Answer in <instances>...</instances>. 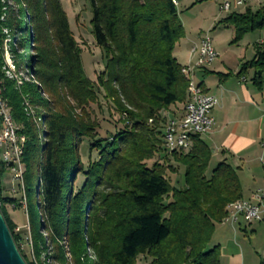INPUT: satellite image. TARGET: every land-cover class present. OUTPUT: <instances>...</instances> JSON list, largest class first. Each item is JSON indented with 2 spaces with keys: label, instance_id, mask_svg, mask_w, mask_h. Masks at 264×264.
<instances>
[{
  "label": "trees",
  "instance_id": "trees-1",
  "mask_svg": "<svg viewBox=\"0 0 264 264\" xmlns=\"http://www.w3.org/2000/svg\"><path fill=\"white\" fill-rule=\"evenodd\" d=\"M173 1L90 0L105 60L94 82L61 0H0L2 97L23 151L33 261L6 209L16 201L5 196L2 160L0 210L27 264H138L141 256L150 264L220 263L210 243L228 205L243 199L242 184L225 162L207 175L212 151L201 136L188 153L165 148L166 113L189 99L175 57L186 33ZM220 23L232 26L238 44L264 30V7L231 12ZM8 36L21 80L3 72ZM249 70L261 90L264 42L239 76ZM101 92L121 116L107 137L90 111ZM86 142L98 152L88 167L80 156ZM176 167L183 169L180 188L168 178Z\"/></svg>",
  "mask_w": 264,
  "mask_h": 264
},
{
  "label": "crops",
  "instance_id": "crops-1",
  "mask_svg": "<svg viewBox=\"0 0 264 264\" xmlns=\"http://www.w3.org/2000/svg\"><path fill=\"white\" fill-rule=\"evenodd\" d=\"M261 7H264V0H260L258 7H253L252 0L244 8H233L232 13H243L247 8L256 11ZM199 42L200 39L196 43L187 34L180 42L184 62L175 57L182 66L194 62L191 49ZM263 42L264 38L254 45L255 55L256 46ZM217 52L218 59L212 66L194 73V80L203 91L219 100L211 112L214 129L201 138L212 151L211 162L215 160L216 166L222 162L231 165L242 184L243 199L253 200L257 191L264 189V79L259 90L253 81V70L239 76L242 65L253 60L255 55L251 60L238 57L240 62L229 67L228 60H223V54ZM183 109L184 106H177L173 114L179 117ZM210 248L219 249V264H261L264 220L250 225L243 220L237 224L222 222L214 232Z\"/></svg>",
  "mask_w": 264,
  "mask_h": 264
},
{
  "label": "rangeland",
  "instance_id": "rangeland-1",
  "mask_svg": "<svg viewBox=\"0 0 264 264\" xmlns=\"http://www.w3.org/2000/svg\"><path fill=\"white\" fill-rule=\"evenodd\" d=\"M61 2L69 18L72 32L82 49V59L86 73L92 81L96 82L98 76L104 70L105 60L104 53L102 49L96 45L92 33L91 21L93 19V11L90 0H61ZM178 2V14L181 21L184 23L183 26L188 38L195 40L197 43L199 39H201L200 37L209 35L215 48L221 55L223 54L222 59L228 60L229 67H234V65H237L238 61L240 62L238 57H244L247 60L254 58V45L260 43L264 38V30L252 32L246 35L238 44H232L235 38L234 29L230 25L220 23L227 18L229 14L219 10V5L216 0H178ZM259 5L260 0H253V7H258ZM6 31L8 32L7 29ZM8 40H11V38L9 37ZM6 47L8 49V46ZM182 50L183 49L179 45L175 55L183 63L184 55L181 54ZM11 56H13V54ZM90 111L94 119L100 125L99 132L102 137H107L110 132L115 133L118 128L122 126L120 123L121 116L117 113L114 105L105 100L102 92L100 93V106L92 105ZM172 112H174V110H172ZM80 156L82 162L88 167L92 162L98 159V152H91L86 142L81 147ZM152 164L153 161L149 162V165ZM215 168L216 162L213 160L209 166L207 175L210 176ZM168 178L174 187H182L183 169L181 167H176L175 173L168 172ZM83 180V176H80L78 184L80 185ZM4 186L5 196L16 201L15 204L7 205L6 209L11 220L16 225L17 234L23 237L21 249L25 256L30 261H33L25 190L22 191L21 186L14 180V176L10 171H8L4 177ZM34 210L36 211V207ZM149 261L151 260L147 257L141 256L138 260V264H150Z\"/></svg>",
  "mask_w": 264,
  "mask_h": 264
},
{
  "label": "built area",
  "instance_id": "built-area-1",
  "mask_svg": "<svg viewBox=\"0 0 264 264\" xmlns=\"http://www.w3.org/2000/svg\"><path fill=\"white\" fill-rule=\"evenodd\" d=\"M252 0H216L219 10L230 14L233 8H244ZM176 5H178L176 1ZM191 56L194 58L193 69L204 70L212 66L218 59V52L213 45L209 35L203 36L200 42L191 49ZM187 92H195L193 106L184 105L181 116L167 112V115H173V122L168 124V131L163 135L165 148L169 152L188 153L193 148V136H205L210 134L215 126V121L211 112L219 104V100L207 93H202L201 86L195 80L193 89ZM0 99H3L0 97ZM17 132L13 130L12 122L7 117V111L0 107V159L5 163H12L11 174L14 180L22 188L20 171L17 161V146L14 144V137ZM264 213V189L258 190L253 200H240L237 204V211H231L229 223L237 224L243 220L250 225L257 222H263ZM264 264V253L262 263Z\"/></svg>",
  "mask_w": 264,
  "mask_h": 264
},
{
  "label": "bare ground",
  "instance_id": "bare-ground-1",
  "mask_svg": "<svg viewBox=\"0 0 264 264\" xmlns=\"http://www.w3.org/2000/svg\"><path fill=\"white\" fill-rule=\"evenodd\" d=\"M173 2L176 5V1H173ZM4 34L7 35L8 32L5 30ZM8 38H9V36H8ZM8 38L5 40V66L3 67V72H5L6 76L9 79L21 80V77H23V76H22V74H17L16 66H15V64L13 62V58H12L13 56H11L12 54H11V51L9 49L8 44H9L10 40H8ZM6 46H8V49ZM196 70L197 69H193V65H191V64L188 66H185L182 70V73L189 80L188 89H193L194 73ZM201 91H202V93H205L202 88H201ZM188 95H189V99L186 103V106H193L194 100H195V92H188ZM0 97L3 98L2 97L1 79H0ZM0 107H3V109H5V111H7V117L12 122L13 130L18 132V127L14 123L10 108L4 99H0ZM166 115H167V113H166ZM167 116H168L167 122H173V118H171L169 115H167ZM166 131H168V124L166 125L165 134H166ZM14 144H19V137L17 134H15V137H14ZM22 154H23V151H22L20 144H19V146H17V161H18V166H19V171H20L22 191H24V171H25V168H24V165L22 162ZM5 165H6V168L8 171H12V163H5ZM239 203H240V200L228 205V207H227L228 214H227V217L224 219L223 222H229V218H231V211H237V204H239Z\"/></svg>",
  "mask_w": 264,
  "mask_h": 264
},
{
  "label": "water",
  "instance_id": "water-1",
  "mask_svg": "<svg viewBox=\"0 0 264 264\" xmlns=\"http://www.w3.org/2000/svg\"><path fill=\"white\" fill-rule=\"evenodd\" d=\"M0 264H27L0 210Z\"/></svg>",
  "mask_w": 264,
  "mask_h": 264
}]
</instances>
